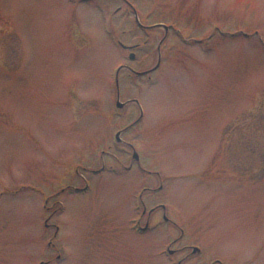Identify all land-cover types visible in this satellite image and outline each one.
<instances>
[{
  "label": "rangeland",
  "instance_id": "1",
  "mask_svg": "<svg viewBox=\"0 0 264 264\" xmlns=\"http://www.w3.org/2000/svg\"><path fill=\"white\" fill-rule=\"evenodd\" d=\"M125 2L0 0V264H264V0Z\"/></svg>",
  "mask_w": 264,
  "mask_h": 264
},
{
  "label": "water",
  "instance_id": "2",
  "mask_svg": "<svg viewBox=\"0 0 264 264\" xmlns=\"http://www.w3.org/2000/svg\"><path fill=\"white\" fill-rule=\"evenodd\" d=\"M129 58H130V60H132V59L134 58V56H133V55H130ZM159 62H160V58L158 57V62H157V65H156L155 68L158 67ZM155 68H154V69H155ZM122 106H123V105H121L120 103L117 102V107H118V108H121ZM133 158H134L135 160H137V156H136V154L133 155Z\"/></svg>",
  "mask_w": 264,
  "mask_h": 264
},
{
  "label": "flooded vegetation",
  "instance_id": "3",
  "mask_svg": "<svg viewBox=\"0 0 264 264\" xmlns=\"http://www.w3.org/2000/svg\"><path fill=\"white\" fill-rule=\"evenodd\" d=\"M143 215H144V212H143ZM139 221H140V219L137 221L136 224H137L138 228L141 229V228L139 227V225H140V222H139Z\"/></svg>",
  "mask_w": 264,
  "mask_h": 264
}]
</instances>
